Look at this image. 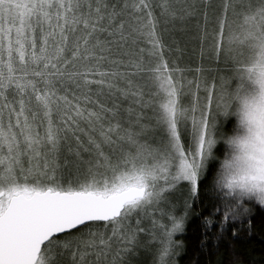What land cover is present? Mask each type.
Segmentation results:
<instances>
[{"label": "snow or ice", "instance_id": "6c2138e0", "mask_svg": "<svg viewBox=\"0 0 264 264\" xmlns=\"http://www.w3.org/2000/svg\"><path fill=\"white\" fill-rule=\"evenodd\" d=\"M189 235L264 264V0H0V264Z\"/></svg>", "mask_w": 264, "mask_h": 264}, {"label": "trees", "instance_id": "16d2710c", "mask_svg": "<svg viewBox=\"0 0 264 264\" xmlns=\"http://www.w3.org/2000/svg\"><path fill=\"white\" fill-rule=\"evenodd\" d=\"M190 248L188 255L184 257V260L182 261V264H193L195 261H199V264H206L207 261H211V264H223L224 261V250L221 249L220 251L212 252V253H203L197 255V251L194 248L195 240L192 237V235H189L188 237ZM251 244H255L257 247H259V240H255L250 242L248 245L243 246L241 249L242 251H247V249L250 247ZM254 255H258V253H254Z\"/></svg>", "mask_w": 264, "mask_h": 264}]
</instances>
